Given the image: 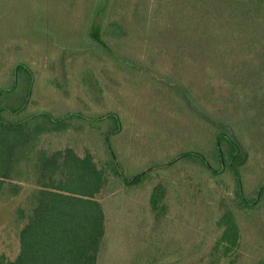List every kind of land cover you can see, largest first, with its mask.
<instances>
[{
    "label": "rangeland",
    "instance_id": "374dc122",
    "mask_svg": "<svg viewBox=\"0 0 264 264\" xmlns=\"http://www.w3.org/2000/svg\"><path fill=\"white\" fill-rule=\"evenodd\" d=\"M105 1L115 2L107 24L121 21L104 30L108 52L90 40ZM222 1L0 0V103L10 112L23 106L5 112L6 119L81 114L66 131L42 135L39 147L71 146L81 156L92 150L125 177L147 173L141 183L100 196L108 215L101 264H264V201L239 210L234 175L222 176L218 161L217 148L225 152L236 138L247 155L240 167L244 196L257 195L264 181V84L254 91L243 64L249 58H240L250 55L238 35V2L230 10L220 9ZM185 152L206 165L181 158ZM162 181L166 211L156 218L150 201ZM22 186L17 196L0 195V255L10 259L20 250L17 211L35 191L32 181ZM225 207L239 222L240 245L215 259Z\"/></svg>",
    "mask_w": 264,
    "mask_h": 264
},
{
    "label": "trees",
    "instance_id": "16d2710c",
    "mask_svg": "<svg viewBox=\"0 0 264 264\" xmlns=\"http://www.w3.org/2000/svg\"><path fill=\"white\" fill-rule=\"evenodd\" d=\"M237 2L238 24L241 27L238 28V35L245 38L242 43L244 55H250L240 58H249L243 64L250 67L252 86L254 91H258L264 84V0H223L220 9L229 6L231 10ZM114 3L105 1L99 7L90 33V40L100 48L106 47L104 50L107 52L110 48L103 39L104 30L110 25L121 23L112 19L107 24V8L112 6L113 9ZM247 42L251 43L247 46ZM16 68L26 71L31 81L30 70L26 66L18 63ZM22 109L23 106L10 112L0 103V195H19L25 181H32L35 191L29 197L28 206L17 211V220L23 222L19 231V253L14 259L0 255V264H101L100 258L105 252L103 246L108 234V215L103 207V197L100 196L115 193L118 185L141 183L147 173L125 177L113 160L108 158V162H99L92 150H87L81 156L71 146L54 151L39 147L42 135L64 132L70 121L82 120L84 116L70 113L57 119L49 113H41L22 120L6 119L5 112L13 115ZM225 147V152L217 148L218 161L224 165V169L220 167L221 174L223 176L229 170L234 175L238 209L252 210L264 201L263 187L259 200L255 202L263 183L253 199L245 197L244 200L238 174L240 176V167L247 155L234 137H230ZM180 157L206 165L204 158L195 152H185ZM110 172L113 173L111 179ZM210 173L216 178L222 177L217 171ZM166 183L158 182L153 190L150 203L156 218L166 211V203H163L168 193ZM218 227L221 233L211 253L215 259L230 257L238 250L241 238L240 225L233 209L225 207Z\"/></svg>",
    "mask_w": 264,
    "mask_h": 264
},
{
    "label": "water",
    "instance_id": "95a60500",
    "mask_svg": "<svg viewBox=\"0 0 264 264\" xmlns=\"http://www.w3.org/2000/svg\"><path fill=\"white\" fill-rule=\"evenodd\" d=\"M239 150H240V149L238 148V152H239ZM242 150H243V149H242ZM121 174H122V173H121ZM238 182H239V186H240V192H241V195H242L243 199L245 200L244 191H243V186H242V181H241V178H240L239 174H238ZM263 187H264V182H263L261 188L259 189V193H258V195H257V198H256V201H255V202H257V201L259 200V198H260V193H261ZM255 202H254V203H255ZM249 204H251V203H249ZM252 204H253V203H252Z\"/></svg>",
    "mask_w": 264,
    "mask_h": 264
}]
</instances>
